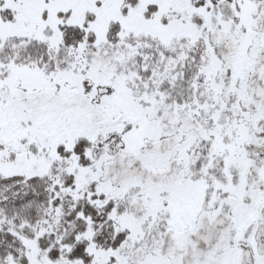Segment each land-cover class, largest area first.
I'll use <instances>...</instances> for the list:
<instances>
[{
    "label": "snow or ice",
    "instance_id": "6c2138e0",
    "mask_svg": "<svg viewBox=\"0 0 264 264\" xmlns=\"http://www.w3.org/2000/svg\"><path fill=\"white\" fill-rule=\"evenodd\" d=\"M0 264H264V0H0Z\"/></svg>",
    "mask_w": 264,
    "mask_h": 264
}]
</instances>
